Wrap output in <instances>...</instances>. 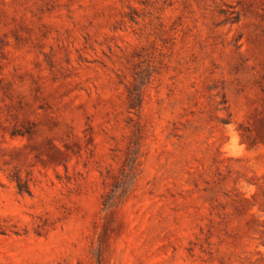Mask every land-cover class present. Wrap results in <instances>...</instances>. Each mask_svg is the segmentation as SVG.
Listing matches in <instances>:
<instances>
[{
	"label": "rangeland",
	"instance_id": "1",
	"mask_svg": "<svg viewBox=\"0 0 264 264\" xmlns=\"http://www.w3.org/2000/svg\"><path fill=\"white\" fill-rule=\"evenodd\" d=\"M0 264H264V0H0Z\"/></svg>",
	"mask_w": 264,
	"mask_h": 264
}]
</instances>
